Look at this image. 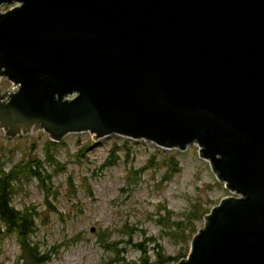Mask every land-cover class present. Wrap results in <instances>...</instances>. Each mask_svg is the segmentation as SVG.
I'll return each mask as SVG.
<instances>
[{
    "label": "water",
    "instance_id": "1",
    "mask_svg": "<svg viewBox=\"0 0 264 264\" xmlns=\"http://www.w3.org/2000/svg\"><path fill=\"white\" fill-rule=\"evenodd\" d=\"M0 78L3 136L197 144L232 195L176 264H264V0H0Z\"/></svg>",
    "mask_w": 264,
    "mask_h": 264
},
{
    "label": "rangeland",
    "instance_id": "2",
    "mask_svg": "<svg viewBox=\"0 0 264 264\" xmlns=\"http://www.w3.org/2000/svg\"><path fill=\"white\" fill-rule=\"evenodd\" d=\"M15 5L8 4L1 10ZM9 84L2 78L1 90L8 88ZM46 138L49 137L44 132H37L36 136L29 132L3 136V129H0V159L9 168L29 151L32 143L36 144L34 151L43 157L41 148ZM90 140L88 131H84L67 133L59 141L65 142L57 146V158L65 169L53 175L51 181V190H56L57 194L47 196L57 212L48 211L44 203L45 192L35 180L26 183L14 198L17 208L33 204L41 210L31 238L41 249L56 251L50 253L51 259L45 264H130L140 256V251L133 246L135 242H142L148 248L156 242L162 245L165 254L179 255L187 246L189 251L190 242L184 243L170 234L174 228L165 223L171 220L186 223L187 213L196 204L200 218L194 225L198 230L203 225L204 216L231 195L224 183L216 178L210 163L199 156L197 144L184 150L167 149L146 139L136 140L116 134L93 142ZM124 140L128 144L127 150L122 147ZM84 142L91 146L79 155ZM113 142L121 146L118 151L120 159L110 167L101 168ZM153 154L157 157L152 166L141 171L134 180L129 177V169L145 166ZM169 154L176 155L180 170L166 175L167 168L161 162ZM68 176H71L75 195L67 186ZM88 185L92 194L86 192ZM167 211L170 212L168 217ZM161 216L169 218L168 221H157ZM127 230L130 235L126 234ZM102 231L106 232L104 239L99 238L98 233ZM127 239L130 243H124ZM114 241L124 250L117 261H112V249L104 244ZM19 249L14 238L0 241V264H22V259L16 262Z\"/></svg>",
    "mask_w": 264,
    "mask_h": 264
},
{
    "label": "trees",
    "instance_id": "3",
    "mask_svg": "<svg viewBox=\"0 0 264 264\" xmlns=\"http://www.w3.org/2000/svg\"><path fill=\"white\" fill-rule=\"evenodd\" d=\"M38 137V136H37ZM93 142L92 140H90ZM122 147L128 149V144L126 145V140H124ZM60 143L65 142H54L49 138L43 141V146L41 150L44 156L41 157L34 150L36 147L35 143H32L29 147V151L25 152L18 161L14 162L9 168L5 167V161L0 159V241L5 238H14L15 242L19 246L20 254L16 258V262L22 259V264H45L50 261L51 254L48 250H43L39 247L37 242L32 240V234L37 228V219L41 215V210L31 204L24 205L21 208H17L14 203V198L21 193L24 189V185L31 180H35L39 187L45 192L44 203L47 205L49 212H57L56 207L52 204L47 196L57 194L56 190L52 189V178L53 175L65 169L63 163L57 158V146ZM89 142H84L79 151V155L83 154L84 151L91 146ZM108 156L103 161L101 168H107L114 165L119 159L118 151L121 150V146L116 142H113ZM157 156L153 154L145 166L138 169H129V177L133 180L141 173V171L150 167L153 159ZM12 158V157H11ZM11 158L9 160H11ZM162 165L167 168V174L172 172H177L180 170L179 163L177 161L176 155L169 154L168 156L162 158ZM153 165H156L154 163ZM152 166V165H151ZM167 177V176H165ZM67 186L72 189L73 195H75L76 190L73 189V183L71 181V176L67 178ZM86 192L92 194L90 186L87 187ZM191 211L187 213V221L171 220L168 221L169 211H167V217L161 216L162 218L157 220L173 227L170 234L174 237H178L182 242L188 243L192 239L193 235L197 232V228L194 222L200 218V213H198V208L196 204H193ZM47 217V215H44ZM168 228L170 229V227ZM100 239H104L106 232L98 233ZM126 234L130 235V231L127 230ZM117 241L105 242V246L113 253L112 261H117L123 253V248L117 246ZM124 243H130L129 239L124 240ZM135 248L140 251V256L136 261H131L130 264H175L179 261L181 257H185L188 252V246L186 251L179 255H169L163 252L162 245L154 242L152 247H147L146 244L142 242H135L133 244ZM122 257V256H121ZM120 260L123 261V258ZM125 264H128L127 262Z\"/></svg>",
    "mask_w": 264,
    "mask_h": 264
},
{
    "label": "built area",
    "instance_id": "4",
    "mask_svg": "<svg viewBox=\"0 0 264 264\" xmlns=\"http://www.w3.org/2000/svg\"><path fill=\"white\" fill-rule=\"evenodd\" d=\"M10 83V82H9ZM15 84H11L9 87H8V89H7V91L10 93L14 88H15Z\"/></svg>",
    "mask_w": 264,
    "mask_h": 264
}]
</instances>
